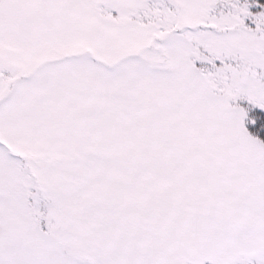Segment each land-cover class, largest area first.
Listing matches in <instances>:
<instances>
[{
  "label": "snow or ice",
  "instance_id": "1",
  "mask_svg": "<svg viewBox=\"0 0 264 264\" xmlns=\"http://www.w3.org/2000/svg\"><path fill=\"white\" fill-rule=\"evenodd\" d=\"M0 264H264V0H0Z\"/></svg>",
  "mask_w": 264,
  "mask_h": 264
}]
</instances>
